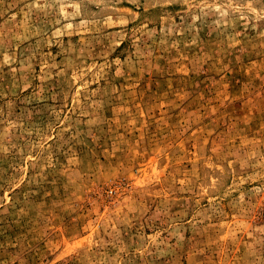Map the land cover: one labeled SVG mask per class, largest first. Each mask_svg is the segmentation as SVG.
Wrapping results in <instances>:
<instances>
[{
    "label": "rangeland",
    "instance_id": "1",
    "mask_svg": "<svg viewBox=\"0 0 264 264\" xmlns=\"http://www.w3.org/2000/svg\"><path fill=\"white\" fill-rule=\"evenodd\" d=\"M0 264H264V0H0Z\"/></svg>",
    "mask_w": 264,
    "mask_h": 264
}]
</instances>
